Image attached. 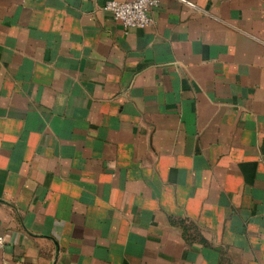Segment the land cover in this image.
I'll list each match as a JSON object with an SVG mask.
<instances>
[{
	"label": "crops",
	"instance_id": "crops-1",
	"mask_svg": "<svg viewBox=\"0 0 264 264\" xmlns=\"http://www.w3.org/2000/svg\"><path fill=\"white\" fill-rule=\"evenodd\" d=\"M0 0V264H264V0Z\"/></svg>",
	"mask_w": 264,
	"mask_h": 264
},
{
	"label": "built area",
	"instance_id": "built-area-1",
	"mask_svg": "<svg viewBox=\"0 0 264 264\" xmlns=\"http://www.w3.org/2000/svg\"><path fill=\"white\" fill-rule=\"evenodd\" d=\"M179 1L192 6L188 0ZM160 3L161 0L107 1L103 10L110 13L125 29H146L153 24L150 11L159 7ZM4 245L5 240L0 235V249Z\"/></svg>",
	"mask_w": 264,
	"mask_h": 264
}]
</instances>
